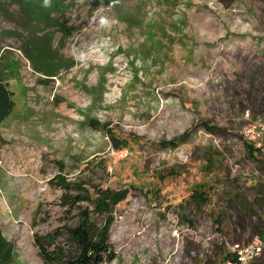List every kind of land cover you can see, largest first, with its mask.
<instances>
[{
  "label": "rangeland",
  "instance_id": "374dc122",
  "mask_svg": "<svg viewBox=\"0 0 264 264\" xmlns=\"http://www.w3.org/2000/svg\"><path fill=\"white\" fill-rule=\"evenodd\" d=\"M9 2L0 32L21 35L0 41L13 101L0 124V227L15 264H45L33 235L76 223L62 197L82 188L111 204H81L101 227L111 217L102 264H224L264 240V138L253 159L243 137L264 120L261 2L67 0L70 36L39 35L54 31L53 51L74 66L49 80Z\"/></svg>",
  "mask_w": 264,
  "mask_h": 264
},
{
  "label": "trees",
  "instance_id": "16d2710c",
  "mask_svg": "<svg viewBox=\"0 0 264 264\" xmlns=\"http://www.w3.org/2000/svg\"><path fill=\"white\" fill-rule=\"evenodd\" d=\"M67 0H10L9 6H16L25 18L24 29L27 32L26 43L22 48L31 63L34 72L41 74L45 80L57 77L60 71L70 70L74 66L72 60L65 59L57 50L53 51L52 42L54 31L39 35L43 30L55 29L62 34L61 42L70 36L71 27H66L61 19L67 9ZM122 0H104L105 7L118 4ZM236 0H219L229 8ZM264 6V0H258ZM0 7V11H4ZM7 12V11H6ZM17 31L5 30L0 32V41L4 38L20 37ZM0 47V60L2 58ZM13 109L11 94L0 81V124L10 115ZM204 126V125H202ZM249 155L259 149L245 141ZM253 153L251 158L254 159ZM204 187V186H203ZM65 188V187H64ZM203 189V188H202ZM202 194V193H201ZM200 199L202 197L199 195ZM65 206H69V214L79 208L77 222L47 234H34L33 243L40 258L45 264H102L105 256L111 254L107 244V233L110 216L104 226H99L93 219V211L81 207L82 203L92 202L97 212H107L111 205L106 199L101 200L99 194L89 193L87 189L76 195L65 193L62 197ZM206 198H204V201ZM264 222V219H263ZM215 224L218 221L215 220ZM0 264H15L14 245L7 240L0 227Z\"/></svg>",
  "mask_w": 264,
  "mask_h": 264
},
{
  "label": "built area",
  "instance_id": "2783aa9c",
  "mask_svg": "<svg viewBox=\"0 0 264 264\" xmlns=\"http://www.w3.org/2000/svg\"><path fill=\"white\" fill-rule=\"evenodd\" d=\"M243 137L246 142L260 148V142L264 138V120L256 121L246 127L243 131ZM263 250L264 240L257 237L247 245L234 246L224 264H259Z\"/></svg>",
  "mask_w": 264,
  "mask_h": 264
}]
</instances>
